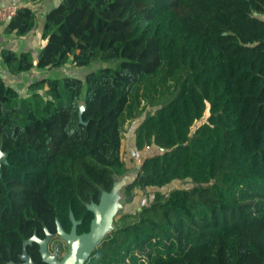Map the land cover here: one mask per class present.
Returning <instances> with one entry per match:
<instances>
[{
	"label": "trees",
	"instance_id": "1",
	"mask_svg": "<svg viewBox=\"0 0 264 264\" xmlns=\"http://www.w3.org/2000/svg\"><path fill=\"white\" fill-rule=\"evenodd\" d=\"M35 22L21 5L4 32ZM42 37L35 63L1 48L11 73L102 64L36 79L26 96L0 74V264L23 252L45 264L26 241L69 232L70 212L89 230L88 205L127 171L124 123L151 95L135 147L157 152L124 192L153 198L84 264H264V0H59Z\"/></svg>",
	"mask_w": 264,
	"mask_h": 264
},
{
	"label": "rangeland",
	"instance_id": "2",
	"mask_svg": "<svg viewBox=\"0 0 264 264\" xmlns=\"http://www.w3.org/2000/svg\"><path fill=\"white\" fill-rule=\"evenodd\" d=\"M102 63L100 61H95L89 66H75L71 62H68L66 66H59L53 69L54 73H59V76L61 75H74L83 78L85 73L87 71H90L92 69H95L96 67L100 66ZM143 88V87H142ZM142 91V89H140ZM145 90L143 89V92ZM151 96L144 97L141 96L140 100V106L139 110L140 112L137 113L132 119H126L124 123V128L122 132V146H121V152L123 160L126 163L127 171L121 176L116 177L117 181L122 182V187H119L115 194L114 204L116 205V212L112 218V221L109 224L108 231L103 235L101 241L103 239H107L110 234H112L115 230L119 229L117 228L122 224V216L127 214H132L130 216H133L137 210H140L141 207L147 204L149 200L153 198V191L152 188H149L148 191H141L138 188L132 189L131 193L128 195L124 192L125 186L131 182V180L135 177L139 165L144 160L145 157L149 156L150 154H154L157 152V148L154 146H145L143 149L139 150L135 147V128L139 124V122L142 120V118L145 116L146 113H148L150 110H153L156 105L150 104ZM125 175L127 178L125 179ZM180 187V182H174L173 184L165 187L161 190V192H169L172 190L175 186ZM137 219H144L146 220L148 216H144L141 214L136 215ZM150 219H147L146 221L149 222L153 219L155 223H161L162 221H165L164 218H158L157 216L152 217L149 215ZM125 225H129L130 221L132 220L131 217H127L124 219ZM152 222V221H151ZM123 227V226H122ZM99 242V244L101 243ZM108 241V240H107ZM97 244L95 247L92 248L96 249L98 247ZM68 245L66 241L57 233L55 235L50 236V239L47 242V251L50 255L57 254L56 258L60 260L62 256L67 251Z\"/></svg>",
	"mask_w": 264,
	"mask_h": 264
},
{
	"label": "water",
	"instance_id": "3",
	"mask_svg": "<svg viewBox=\"0 0 264 264\" xmlns=\"http://www.w3.org/2000/svg\"><path fill=\"white\" fill-rule=\"evenodd\" d=\"M83 108V105L80 106ZM162 151H164L162 149ZM5 156V152L2 151L0 146V164ZM4 163L6 161L4 160ZM127 176L125 175V179ZM122 182L114 180L112 188L109 192H103L99 198L98 203H92L88 205V209L93 213V217L90 221L89 230L78 234L76 232V226L78 222L70 212L71 228L69 232H65L60 225H57V233L66 241L68 248L65 254L60 260L56 257V253L50 255L47 251V242L52 236L50 233H46L44 238H38L32 236L26 243H37L39 246V253L41 260L45 264H84L92 248L95 247L101 241L103 235L108 231L109 224L116 212V205L114 204L115 194L119 187H122ZM22 262L12 264H35L30 257L23 252L21 255ZM11 264V263H10Z\"/></svg>",
	"mask_w": 264,
	"mask_h": 264
},
{
	"label": "crops",
	"instance_id": "4",
	"mask_svg": "<svg viewBox=\"0 0 264 264\" xmlns=\"http://www.w3.org/2000/svg\"><path fill=\"white\" fill-rule=\"evenodd\" d=\"M59 0H0V8L8 5L21 6L28 5L35 10L36 22L34 27L24 35H15L14 33H5L4 27L8 18L0 19V50L1 48H10L17 52L22 50L30 51L32 60L36 61L37 53L44 43L42 37V26L46 12L55 6ZM66 66V65H65ZM53 68H39L36 66L19 73H11L2 59L0 53V74L4 81L12 85L22 96L30 93V82L42 78L44 76H59L54 73ZM71 75V74H70ZM135 143V142H134Z\"/></svg>",
	"mask_w": 264,
	"mask_h": 264
},
{
	"label": "built area",
	"instance_id": "5",
	"mask_svg": "<svg viewBox=\"0 0 264 264\" xmlns=\"http://www.w3.org/2000/svg\"><path fill=\"white\" fill-rule=\"evenodd\" d=\"M16 6L8 5L0 8V19L9 18L11 15L14 14Z\"/></svg>",
	"mask_w": 264,
	"mask_h": 264
}]
</instances>
